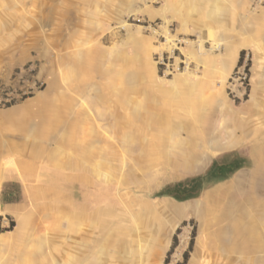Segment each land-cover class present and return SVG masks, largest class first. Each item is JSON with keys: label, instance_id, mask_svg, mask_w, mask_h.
<instances>
[{"label": "rangeland", "instance_id": "374dc122", "mask_svg": "<svg viewBox=\"0 0 264 264\" xmlns=\"http://www.w3.org/2000/svg\"><path fill=\"white\" fill-rule=\"evenodd\" d=\"M241 27H264V0H0V81L18 89L25 85L15 78L20 74L42 83L27 98H48L53 88L67 113L52 159L18 161L19 172H5V189L20 199L9 218L14 229L0 232V264H70L75 232L87 242L78 253L88 255V263L101 239L102 264H186L185 254L187 264L191 258L192 264H264L263 254L232 261L220 250L227 235H264V224L252 218L259 198L249 182L243 201L232 204V179L216 184L204 177L199 195L183 202L155 197L179 181L206 175L213 161H223L225 149L241 141L223 149L207 141L220 124L236 134L239 123L228 112L243 110L250 98L251 80L239 92H230L227 82L243 40L230 48L216 38ZM167 35L174 44L169 49L162 48ZM176 38L186 43L175 48ZM161 57L172 64L182 59L188 67L169 73ZM216 58H223L218 68ZM133 103H140L138 112ZM250 118L251 133L240 149L252 155L247 172H261L263 119L260 113ZM170 132L182 140L183 152L194 143L204 149L202 169L184 171L166 161L160 151ZM126 136L133 139L130 146ZM164 201H195L199 211L172 220L156 210ZM176 221L165 244L164 233ZM8 227L0 221L1 229Z\"/></svg>", "mask_w": 264, "mask_h": 264}, {"label": "crops", "instance_id": "0c3cea01", "mask_svg": "<svg viewBox=\"0 0 264 264\" xmlns=\"http://www.w3.org/2000/svg\"><path fill=\"white\" fill-rule=\"evenodd\" d=\"M186 28L190 31L192 30L189 27ZM216 38L225 40L230 48L235 46L240 39L243 40V44L238 46V51L235 56L233 54L229 73L238 65L240 52L244 51L245 54L242 61H244L246 55L249 60L248 73L249 80H251L249 95L254 86L256 98L252 103H245L249 99L248 97L243 103L245 105L242 112L247 115L250 112L247 117L241 116L240 118L243 120L242 128L246 126L247 129L244 134L240 133V126H238L239 129L234 136L235 139L233 144L237 143L239 137H241V141H239L234 147L225 149L227 151H223L221 156L223 161L220 163L218 161L216 162H218V167H222L224 164H229L234 159H239L248 166L247 162L248 160H252V155L243 154L240 149V144L243 142V139L248 137L251 133L249 123L252 118L250 117H254V114L260 113L264 125V27H241L240 30H237L236 34H218ZM222 60L223 58L215 59V62L217 63L215 68L220 66ZM53 91V88L49 89L48 98L42 93L26 98L15 105L0 108V221L2 227H7L9 225V218L14 215L13 210H18L16 208L17 204L5 202V172L13 169L17 170L18 161H25L34 164L39 160L47 158L52 159L57 151L56 145L59 141V132L64 130L65 124L67 123V113L63 112V105L59 106L58 93H54ZM29 99L32 100L29 101ZM234 151L237 152V156L233 157V159L229 154ZM17 171L19 172L20 169ZM239 171L247 172L248 167L241 168L233 174H230L226 170H221L217 178L223 179L226 176H229V178L216 182V184L227 182L230 179L233 181L235 174ZM260 171L264 173V167ZM213 181L215 180L213 179ZM262 185V189L257 197L259 198V207L255 209L256 215H252V218H255L258 223L264 224V183ZM250 188L252 190V186ZM230 196L231 195L228 196L227 200ZM249 210L250 212L254 211L252 207H249ZM7 232L8 231H4L1 233ZM252 248L261 249L262 251L258 250L254 252L251 251ZM220 250L227 257L231 258L232 261H235V257L237 261L239 257L250 254L264 255V235L242 239L231 238L227 235L224 239H220ZM188 260L189 259H187L186 264L188 263ZM261 262L262 260H258L256 261V264H263Z\"/></svg>", "mask_w": 264, "mask_h": 264}, {"label": "bare ground", "instance_id": "6f19581e", "mask_svg": "<svg viewBox=\"0 0 264 264\" xmlns=\"http://www.w3.org/2000/svg\"><path fill=\"white\" fill-rule=\"evenodd\" d=\"M220 44H221V42L219 40H217L215 43V47H218ZM173 45H174L173 44V38H171V36L167 35L166 42L162 45V48L169 49ZM198 48H199V50H202V42L201 41L198 42ZM236 53H237V50L235 51L234 56ZM224 81H225V74H223L219 80L220 85H223ZM254 89H255V87L253 86L251 94H250V98L248 101L249 103L250 102L252 103V101H254L256 99ZM31 100L32 99H29V101H31ZM131 106H132L133 112L134 111L138 112V107H140V103H136V104L133 103ZM240 112L242 114V110L230 109L228 112V115L231 118L232 123H235V122H237V124L239 123L240 133L244 134L247 128L245 125H244L245 127L242 128V124H243L242 121L243 120L240 119L241 118V115L239 114ZM98 116L101 117L102 113L99 112ZM231 130L232 129H228L226 125L220 124V127L218 129V133L214 134L213 129L209 133L210 137L207 140L208 143L216 149H218V148L223 149V148L229 147L230 145H232L234 143V139H235L234 136L236 135V134H234V132L232 133ZM229 131L231 133H228ZM128 137L129 136H126L124 138V141L128 142V146H130L131 143H133V139L128 138ZM181 142H182L181 139H179L178 137H175L174 132H170L169 134H167V136H165L164 143H163V145H161V151L160 152L162 154H164L166 161L169 162L171 165H174L175 168H181L184 171H189V172L192 171L193 172V171H198V170L202 169L207 163V155L205 154L204 149L202 151L201 149H199V146L196 145V143H194L192 151L188 150L187 152H185V151L183 152L182 147H180V145H179ZM103 176L108 177V174L104 173ZM263 180H264V173H261V172H256V171H254V172H246V171L238 172L234 176L233 182L231 185L233 187V192H234V194H233L234 196H233V199L231 200V204L235 203V202L238 203V202L243 201V199L246 197V193L244 192L245 191L244 188L248 182L252 186V191L257 193L256 195L259 196L258 192H260V190L262 189L261 187L263 186L262 184L264 183ZM252 181H254V182H252ZM198 206H199V203H197L195 201L194 202L181 203V204H175V203H172L170 201H164L162 203L157 204L156 210L160 213H165L168 216H171L172 220L177 219V221H178L180 218L188 217L189 215H195V213H197V211H199ZM263 215H264V212H263ZM231 217L234 218L235 216H231ZM177 221L174 222L173 224H170L168 226V228L166 229V231L164 233L165 240H166L165 244H167V242H168L167 237H168L169 233L172 232L173 229L175 228ZM100 240L101 239H96L95 242L97 245V250L95 251L93 257H91L90 262L88 263V262H86L89 258L88 255L79 256V255H81V254H79L80 253L79 247L86 246L87 242L84 243L83 239L81 237H79V235L75 232L70 238V244H71L70 247L73 249L72 251L74 252V254L72 255V258H69L70 264H80L81 262L83 264H85V263H87V264H102V260H103L102 259L103 258L102 257V251H101L102 250L101 249L102 244L100 243L101 242ZM183 246H184V242H182V247ZM158 250L159 251L161 250V244L158 247ZM193 259L194 258H191L189 264H192Z\"/></svg>", "mask_w": 264, "mask_h": 264}, {"label": "trees", "instance_id": "16d2710c", "mask_svg": "<svg viewBox=\"0 0 264 264\" xmlns=\"http://www.w3.org/2000/svg\"><path fill=\"white\" fill-rule=\"evenodd\" d=\"M244 54H245L244 51L240 52L238 65L242 62ZM248 65L249 63L247 64V66ZM244 167H248L247 164L243 163L239 159H234L232 162H230L229 164H224L222 167L215 166L214 161H213L206 175H196L184 181H179L173 184L172 186L165 188L163 191L157 193L155 197L169 196L179 202H183V201H186L192 198H196L203 188V178L204 177L209 178V180L214 179L215 180L214 182L216 183V182H220V181H223L229 178V176H226L223 179H218L217 177L219 176L218 174H220L219 172L221 170H226L230 174H233L235 171L241 168H244ZM68 184L71 186H76V188L80 189V184L75 181H69ZM12 194H13L12 190L5 189V202L18 205L20 197L12 198ZM14 225H15L14 221H10L9 227L5 229L0 228V232L10 231L13 229ZM191 245H192V241L190 242V246ZM186 260H187V255L185 254L184 261ZM177 264H183V263H177Z\"/></svg>", "mask_w": 264, "mask_h": 264}, {"label": "built area", "instance_id": "2783aa9c", "mask_svg": "<svg viewBox=\"0 0 264 264\" xmlns=\"http://www.w3.org/2000/svg\"><path fill=\"white\" fill-rule=\"evenodd\" d=\"M189 40V39H188ZM176 45L186 43L182 41V38H176L175 39ZM175 45V48H176ZM172 55L174 53V48L171 51ZM248 56H245L244 61H242L239 65L235 67V69L232 71L228 78V89L230 92L240 91V88H242L245 91V86L248 82ZM161 63L165 66V68L171 72L179 71L180 68H187L188 65L186 62L182 59H179L178 63L172 64L169 61L165 63L164 58L161 57ZM17 82H25V85H21L20 87L15 88L13 87L12 83H5L3 81H0V108L2 107H8L12 104H15L21 100H24L31 94H33L36 90L40 89L42 86V83L32 81L31 83L28 82V79H23V77L19 74L18 77H15Z\"/></svg>", "mask_w": 264, "mask_h": 264}]
</instances>
